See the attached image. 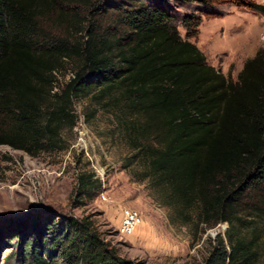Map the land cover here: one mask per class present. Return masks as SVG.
Instances as JSON below:
<instances>
[{
	"label": "trees",
	"instance_id": "1",
	"mask_svg": "<svg viewBox=\"0 0 264 264\" xmlns=\"http://www.w3.org/2000/svg\"><path fill=\"white\" fill-rule=\"evenodd\" d=\"M106 4L0 0V146L31 156L57 147L63 130L76 125L74 99L97 88L98 99L129 120L134 144L145 143L137 157L148 160V177L181 211L197 209L209 228L228 223L230 229L248 215L264 223V60H247L234 82L207 65L160 6ZM73 60L79 61L73 78L61 94H52L62 61ZM102 186L85 173L76 192ZM61 223L44 243L50 251L61 249L68 264H134L85 222ZM32 225L37 228V219ZM226 240L231 253L221 238L213 264L254 262L252 243L233 231ZM36 245L23 240L20 256L52 264V251L36 253Z\"/></svg>",
	"mask_w": 264,
	"mask_h": 264
},
{
	"label": "rangeland",
	"instance_id": "2",
	"mask_svg": "<svg viewBox=\"0 0 264 264\" xmlns=\"http://www.w3.org/2000/svg\"><path fill=\"white\" fill-rule=\"evenodd\" d=\"M207 1L105 0V4L122 9L160 6L173 18L181 38L204 54L207 65L235 82L247 60L256 56L264 60V0ZM83 36L79 33L77 40ZM78 64L62 61L52 94L62 93ZM98 91L89 89L74 99L76 125L63 130L57 147L31 156L0 146V264H35L32 256H20L23 240H34L36 253L52 251V264H68L61 249L50 251L44 240H51V228L59 229L69 218L85 222L103 244L134 264H213L222 250L221 238L231 253L228 231L252 243V264H264L263 221L248 215L233 228L228 223L209 228L197 209L181 211L169 192L148 177V160L137 157L145 143L134 144L129 120L110 102L98 99ZM85 173L102 182L100 191L76 192ZM126 207L137 209L143 223L132 236L122 238L118 226ZM36 219L37 228L32 225ZM21 234L22 239L17 237Z\"/></svg>",
	"mask_w": 264,
	"mask_h": 264
},
{
	"label": "built area",
	"instance_id": "3",
	"mask_svg": "<svg viewBox=\"0 0 264 264\" xmlns=\"http://www.w3.org/2000/svg\"><path fill=\"white\" fill-rule=\"evenodd\" d=\"M99 174V171L97 170ZM101 175V174H99ZM105 199V197L103 196ZM143 223L142 214L134 208L126 207L122 210V216L120 224L118 226L119 236L122 238H127L132 236L138 227Z\"/></svg>",
	"mask_w": 264,
	"mask_h": 264
}]
</instances>
